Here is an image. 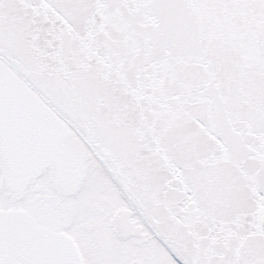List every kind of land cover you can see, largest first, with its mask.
<instances>
[{"label":"snow or ice","instance_id":"6c2138e0","mask_svg":"<svg viewBox=\"0 0 264 264\" xmlns=\"http://www.w3.org/2000/svg\"><path fill=\"white\" fill-rule=\"evenodd\" d=\"M0 264H264V0H0Z\"/></svg>","mask_w":264,"mask_h":264}]
</instances>
